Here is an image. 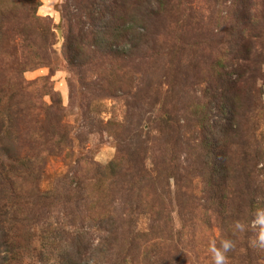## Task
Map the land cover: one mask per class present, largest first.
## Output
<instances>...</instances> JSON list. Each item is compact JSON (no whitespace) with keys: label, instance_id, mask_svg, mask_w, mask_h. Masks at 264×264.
<instances>
[{"label":"rangeland","instance_id":"374dc122","mask_svg":"<svg viewBox=\"0 0 264 264\" xmlns=\"http://www.w3.org/2000/svg\"><path fill=\"white\" fill-rule=\"evenodd\" d=\"M259 208L264 0H0V264H264Z\"/></svg>","mask_w":264,"mask_h":264},{"label":"clouds","instance_id":"9594fccd","mask_svg":"<svg viewBox=\"0 0 264 264\" xmlns=\"http://www.w3.org/2000/svg\"><path fill=\"white\" fill-rule=\"evenodd\" d=\"M251 229L255 232L252 245L259 249H264V208L256 209L250 224ZM237 231L243 232L245 226L240 222L234 224ZM234 244L231 240H221L219 245L215 240L209 241L207 251L210 254L211 264H227V254L232 250Z\"/></svg>","mask_w":264,"mask_h":264},{"label":"trees","instance_id":"16d2710c","mask_svg":"<svg viewBox=\"0 0 264 264\" xmlns=\"http://www.w3.org/2000/svg\"><path fill=\"white\" fill-rule=\"evenodd\" d=\"M35 3V2H34ZM35 5H37L36 3H35ZM38 6V5H37Z\"/></svg>","mask_w":264,"mask_h":264}]
</instances>
